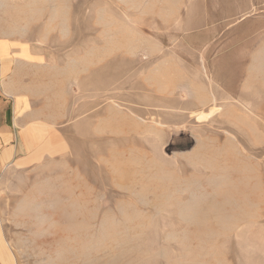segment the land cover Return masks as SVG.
<instances>
[{
    "label": "rangeland",
    "instance_id": "374dc122",
    "mask_svg": "<svg viewBox=\"0 0 264 264\" xmlns=\"http://www.w3.org/2000/svg\"><path fill=\"white\" fill-rule=\"evenodd\" d=\"M1 39L66 144L0 172V264H264V0H0Z\"/></svg>",
    "mask_w": 264,
    "mask_h": 264
},
{
    "label": "crops",
    "instance_id": "0c3cea01",
    "mask_svg": "<svg viewBox=\"0 0 264 264\" xmlns=\"http://www.w3.org/2000/svg\"><path fill=\"white\" fill-rule=\"evenodd\" d=\"M26 47L0 40V172L32 168L60 154L66 144L64 135L38 112L24 87L21 72L38 64L32 48Z\"/></svg>",
    "mask_w": 264,
    "mask_h": 264
}]
</instances>
